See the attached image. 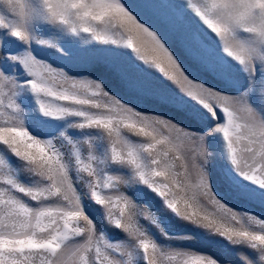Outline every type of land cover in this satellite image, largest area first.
<instances>
[{
	"label": "clouds",
	"instance_id": "1",
	"mask_svg": "<svg viewBox=\"0 0 264 264\" xmlns=\"http://www.w3.org/2000/svg\"><path fill=\"white\" fill-rule=\"evenodd\" d=\"M39 2L44 19L66 32L78 36L87 34L85 42H110L118 45V51L124 56L136 57L135 50L124 43L128 34L109 18L96 20L79 15L82 12L79 8H70L61 20L51 16L60 0ZM85 2L92 4L93 0ZM224 2L191 0L198 9L199 21L219 38L223 58L242 61L239 64L243 69L248 67L249 73L259 64V71L264 75V37L254 27L257 21H238L222 6ZM227 2L238 4L239 0ZM28 3L29 0H0V28L18 30L25 42L35 39L25 25ZM48 3L52 5L51 10ZM256 15L259 16L258 10ZM209 21L219 25L221 31L217 32ZM37 43L51 44L52 41L41 39ZM32 56L30 71L23 68L31 76L29 84L35 81L50 90L36 92L30 87L38 113L42 119L63 122V127L48 137L37 129L30 130L18 115L13 98L15 88H3L0 94V237L23 241L22 250H7V257L17 258L20 264H224L207 252L158 245L140 218L155 225L161 233L164 229L147 206L128 194L130 187L146 186L162 200L165 210L209 236L223 237L231 246H236L238 264H264V220L233 209L220 198L223 193L214 191L220 185L219 177L227 176V187L236 195L264 201V96L261 108L251 106V113L242 105L232 106L229 123L224 111L218 109L219 116L212 113L215 94L205 89L195 98H184L185 111L177 119L172 111L175 105L169 104L161 92L154 91L158 88L154 81L136 84L126 80L131 98L121 100L109 94L99 80L72 75L63 67H53ZM136 77L133 74L129 80L134 81ZM226 86L210 82L209 88L225 92L222 88ZM242 93L235 96L245 101ZM145 99L166 110L142 112L134 106ZM153 117L180 124L190 135L176 141L160 119ZM99 120L110 122L111 127ZM70 128L99 129L106 142L103 153H97L92 138L70 137L66 131ZM209 133L216 134L215 147L208 144ZM256 134L260 143L255 142ZM10 156L16 158V166L11 165ZM113 166L128 172L111 171ZM21 172L34 177V181L22 183L18 179ZM241 178L252 183H245ZM17 204L24 209L22 214L15 207ZM93 208L107 225L119 228L128 239L111 241L90 215ZM201 213L211 215L215 223L205 220ZM253 236L260 239L252 240ZM183 239L194 237L187 235ZM29 241L40 247H29ZM134 256L140 259L134 260Z\"/></svg>",
	"mask_w": 264,
	"mask_h": 264
},
{
	"label": "rangeland",
	"instance_id": "2",
	"mask_svg": "<svg viewBox=\"0 0 264 264\" xmlns=\"http://www.w3.org/2000/svg\"><path fill=\"white\" fill-rule=\"evenodd\" d=\"M122 2L126 3L127 0H122ZM187 12L190 16H195V13H191L190 9ZM196 20L213 38L215 50L223 57L225 54L221 52V46L218 42L219 38L211 32V29L203 25L202 21H199L197 17ZM25 25L30 36L35 37V39H29L25 42L17 39L9 30L0 28V69L4 71L5 75L11 76L16 82L13 98L18 106V115L25 121L30 130L37 129L42 136L48 137L56 134L63 127V122L54 121L52 118H41V115L38 113L35 96L30 86L26 83V81L31 79V76L24 71L23 67L17 61L9 58L12 55H23L25 52H30L34 56L48 62L53 67L65 68L72 75H87L101 81L109 94L121 100H129L131 98V94L125 86L126 80L115 62L116 58L124 56L118 51V45L96 40H88L85 42L87 34L78 36L66 32L63 28L44 19V11L39 0H29ZM41 39L50 40L52 43L38 44L37 41ZM169 50L171 51L172 49L170 48ZM129 51L131 50L129 49ZM225 61L227 68L226 75L223 78L216 76L208 77V85L210 86V82L222 85L226 84L227 86L223 87L222 90L234 96L239 95L241 92H247V95L244 97L245 102L259 110L262 103L261 97L264 96V86H262L264 75L259 71V64L256 65L254 71L249 73L232 58H227ZM153 71L161 79H164L158 70ZM134 106L138 107L142 112L166 110L162 106L158 107L152 104L147 99L141 104ZM66 131L74 140L83 139L84 137L92 138L91 142L94 144L97 153H103L106 147L103 134L99 129L70 128ZM215 137L216 134L209 133L208 144L213 147L216 146ZM133 139L136 138L133 137ZM9 160L11 165H17L16 158L10 156ZM111 171H118L122 174H127L128 172L127 169L117 168L116 166H113ZM18 179L22 183L30 184L35 178L21 172L18 174ZM241 179H244L245 183H252L245 178ZM214 191L223 193L220 198L233 209L249 212L256 215L259 219L264 220V201L252 197L238 196L231 188H222L221 185H217ZM128 194L138 203L147 206L154 213V218L157 223L164 229V232L161 233L155 225H152L142 217L140 218V223L145 226L148 235L158 245L192 248L196 251L207 252L224 262V264H228V262L238 264L235 255L237 251L236 246H231L223 237L209 236L202 229L180 220L170 210H165L166 206L163 205L162 200L146 186L130 187ZM93 217L111 241L117 242L128 239L126 234L119 228H116L114 225H107L99 212ZM187 235L193 236L194 239H183ZM133 259L138 260L140 257L134 256Z\"/></svg>",
	"mask_w": 264,
	"mask_h": 264
},
{
	"label": "snow or ice",
	"instance_id": "3",
	"mask_svg": "<svg viewBox=\"0 0 264 264\" xmlns=\"http://www.w3.org/2000/svg\"><path fill=\"white\" fill-rule=\"evenodd\" d=\"M47 6L51 10L52 5L48 3ZM222 6L228 9L229 15L238 21H257L254 27L258 34L264 37V0H239L238 4H231L225 0ZM213 7L216 5L213 4ZM70 8H79L82 10L81 13H78L79 15L92 16L96 20L107 17L128 34L124 43L135 50L136 57L133 59L123 56L116 58L115 61L125 80L136 84L143 80L156 82L158 88L154 91L161 92L169 104L175 105L172 111L177 119L184 114L185 109L182 107L186 104L184 98H195L205 89L215 94L212 113L219 116L218 109L224 111L228 114L229 123L232 118L230 109L234 105H242L250 113L252 112L251 106L247 102L241 101L239 97L209 88L208 77L223 78L226 75V61L215 50L213 38L196 20L198 9L191 3V0H127L126 3L122 0H93L92 4L86 3L85 0H60L56 10L51 12V16H58L63 20ZM188 9L191 10V13H195V16H190L187 12ZM257 10L259 11L258 17ZM209 23L212 24L211 21ZM212 27L217 32L221 31V27L217 24H212ZM10 32L17 39L22 40L18 30ZM114 43L119 44V42ZM248 55L251 57V52H248ZM9 58L17 61L29 71V64L34 62L30 52H25L23 55H12ZM237 62L242 63V61ZM153 70H158L164 79H161ZM244 70L248 71L249 69L245 67ZM254 70L253 67L252 71ZM133 74H137L136 79L129 80ZM0 81L4 82L0 83V94L5 86L16 88L15 80L11 76L5 75L4 71H0ZM26 83L36 92L50 91L35 81H32L31 84L29 81ZM242 95L246 96L247 92ZM10 106L14 107V105ZM153 118L160 119V122L168 129L169 136L176 141L190 135L188 130L180 124H170L166 119L159 117ZM98 122L105 124L106 127H111L110 122L106 123L104 120ZM225 133H227V128H225ZM256 135L255 142L260 143L259 134ZM209 146L211 145L209 144ZM219 179L222 188H226L228 177L220 176ZM15 207L21 214L24 212L20 205L17 204ZM97 212L98 210L93 208L90 215L94 216ZM201 215L210 223H215L211 215L205 213H201ZM0 223H2V218H0ZM251 239L258 240L260 238L253 236ZM22 246L23 241L20 239L0 237V264H20L17 258L7 257L5 252L13 248L18 251L22 250ZM28 246L40 247L33 241H29ZM147 246L145 244V247Z\"/></svg>",
	"mask_w": 264,
	"mask_h": 264
}]
</instances>
